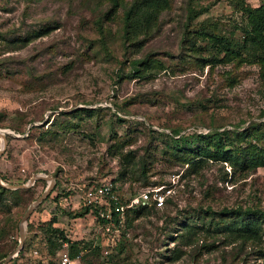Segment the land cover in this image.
<instances>
[{
  "label": "rangeland",
  "instance_id": "obj_1",
  "mask_svg": "<svg viewBox=\"0 0 264 264\" xmlns=\"http://www.w3.org/2000/svg\"><path fill=\"white\" fill-rule=\"evenodd\" d=\"M142 1L0 0V179L54 178L26 226L41 255L56 219L81 264H264V33L252 37L246 11L264 0H150L132 28ZM105 182L123 198L159 189L165 203L107 231L81 201ZM47 185L0 192L10 255ZM220 219H255L259 241L215 231Z\"/></svg>",
  "mask_w": 264,
  "mask_h": 264
},
{
  "label": "trees",
  "instance_id": "obj_2",
  "mask_svg": "<svg viewBox=\"0 0 264 264\" xmlns=\"http://www.w3.org/2000/svg\"><path fill=\"white\" fill-rule=\"evenodd\" d=\"M148 2H150V0H144L140 4L133 6V8H131L127 12L126 22L131 25L130 27L136 28L140 26L141 23H139V20L141 19L143 21L147 17V11H146L147 6L157 7L161 1L156 0V2L154 3H157V4L147 5ZM246 11L248 12L250 16L249 21L251 22V25L253 28L252 34H254V36L252 37L256 38V36L260 35L261 32L264 33V6H261L260 8L255 9V10L247 9ZM221 42H222V39L217 40L218 45H221ZM254 44L255 43H253V45ZM222 45L224 46V48L221 47L223 50L229 47L227 42H224ZM213 137H215L216 139H219L220 134H215ZM217 144H219V142ZM201 160L202 159H198L197 161L201 162ZM258 162H259L258 163L259 166L264 167V155H263V158L259 159ZM0 192L7 193L8 190L0 187ZM16 192H19L20 194H24L27 192V190H19ZM138 209L146 210V208H137L134 210H138ZM152 209H155V208L153 207ZM156 210H159V209H156ZM129 211H127L125 216H127ZM85 212H90L89 208L85 207ZM125 222H126V219H125ZM55 223H56V219H52L49 222L48 229L42 230L41 232V235L44 236L43 238L45 239V243H48L51 246H54L53 247L54 249L51 254H47V252H45L46 253L45 255H41L39 252V248L32 245L33 241L35 240L34 239L35 234L34 235L31 234V232L33 231V227L31 224H28V228H27L28 234L24 242V247L22 251L18 253L16 258L12 259L13 261H10L9 264H16V262H19L25 257L29 258L33 251H36L38 255L37 264H56L55 260L57 259V256L59 252L61 251L62 243H66L68 245V253L71 258H74V255L71 252H72V249L75 248L78 244L67 239L63 231L56 229V228H52V226ZM216 224H221L219 227L217 228L215 227V231H218L220 233H224L229 236L237 235L239 236V238H243L245 240H252L254 242L259 241L258 234L260 230V225L255 219H220L216 221ZM197 231L198 229L196 230L195 228L188 227V229L186 230L185 236L187 237L194 236ZM10 253L11 251L6 252L4 247L2 248L0 247V264H3L4 260L10 255ZM177 253H179V251H174L173 255H176Z\"/></svg>",
  "mask_w": 264,
  "mask_h": 264
},
{
  "label": "built area",
  "instance_id": "obj_3",
  "mask_svg": "<svg viewBox=\"0 0 264 264\" xmlns=\"http://www.w3.org/2000/svg\"><path fill=\"white\" fill-rule=\"evenodd\" d=\"M81 201L84 207L89 208L90 214L94 215L96 223H100L107 231H118L123 225L125 212L130 209L154 207L160 209L165 203V195L159 189L146 190L127 198L121 197L112 183L105 182L84 187L81 190ZM34 256H38L33 251ZM56 264H81L78 257L71 258L68 253V245L62 243Z\"/></svg>",
  "mask_w": 264,
  "mask_h": 264
},
{
  "label": "water",
  "instance_id": "obj_4",
  "mask_svg": "<svg viewBox=\"0 0 264 264\" xmlns=\"http://www.w3.org/2000/svg\"><path fill=\"white\" fill-rule=\"evenodd\" d=\"M0 139L2 141V145L0 147V156H2L6 149H7V132L0 130ZM46 181L48 183L47 188L45 189L44 193L38 197L36 199V201H34L32 203V205L29 206V208L27 209L25 215L23 216V218L20 221L19 224V240H18V245L15 249V251L9 255L3 262V264H9L10 261L15 258L18 253L20 251H22L23 247H24V242H25V238H26V234H27V230H26V226H27V221L29 219V217L31 216V214L33 213L34 209L41 204L52 192L54 186H55V180L52 177L49 176H42V175H34L33 177H31V179L28 181L27 184H21V185H5L2 183L1 179H0V187L7 189V190H26L30 187H32L34 185V183L36 181Z\"/></svg>",
  "mask_w": 264,
  "mask_h": 264
}]
</instances>
